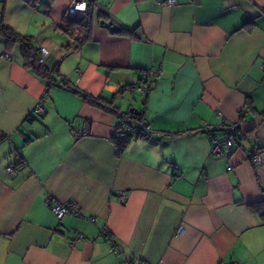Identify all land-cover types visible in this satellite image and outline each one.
I'll return each mask as SVG.
<instances>
[{"label":"crops","instance_id":"crops-1","mask_svg":"<svg viewBox=\"0 0 264 264\" xmlns=\"http://www.w3.org/2000/svg\"><path fill=\"white\" fill-rule=\"evenodd\" d=\"M71 1L0 0V21L58 71L48 84L0 38V264H264V0H94L89 37L66 49ZM58 81L138 111L151 132L119 149L123 119ZM237 123L239 144L211 156L205 127ZM69 200L83 217L51 211Z\"/></svg>","mask_w":264,"mask_h":264},{"label":"built area","instance_id":"built-area-1","mask_svg":"<svg viewBox=\"0 0 264 264\" xmlns=\"http://www.w3.org/2000/svg\"><path fill=\"white\" fill-rule=\"evenodd\" d=\"M26 1L32 2L33 0ZM160 3L165 6H171L176 3V0H161ZM94 6V0H72L65 14L69 18H81L85 21H88V19L93 15ZM47 53L48 49H46L45 47H42L37 51V59L41 64H45V56ZM4 56L8 57L7 54H4ZM262 66H264V63H262ZM158 73L159 67L155 66H152L145 71L143 76L144 81L137 85V89L140 93H145L148 89L154 86ZM242 111L245 112L246 108H243ZM43 112V98H39L33 107L32 114L36 116H41ZM240 126L241 125L239 123L233 125H225L222 127H210L209 125H207L205 129L207 132V136L210 140L209 154L213 157H228L231 154L232 148L239 144V140L243 136V133L239 131ZM220 129L222 130V134L218 136L215 134V131ZM115 131L118 137H125V135L127 134L131 135L132 137H138V135H141L142 133L151 132V126L145 119L139 121L138 123H133L130 119H123L119 123ZM75 134H79V132H75ZM2 136L3 135L0 132V138ZM245 152L248 160L252 164L261 163L262 155L259 148L252 147L250 149H246ZM14 170L15 167L13 165H8L6 167L7 174H10ZM120 199H124L123 193H120ZM50 209L57 218H61L67 214H73L78 217H83L82 209L76 202L72 200L65 202H57L53 204ZM89 218L92 220L91 217ZM101 235L107 238L111 247H115V243L112 241L109 231L107 229H102ZM82 237L83 235L81 233H75L74 237L68 240V244L73 245L77 240L81 239ZM232 264L238 263L233 262Z\"/></svg>","mask_w":264,"mask_h":264},{"label":"trees","instance_id":"trees-1","mask_svg":"<svg viewBox=\"0 0 264 264\" xmlns=\"http://www.w3.org/2000/svg\"><path fill=\"white\" fill-rule=\"evenodd\" d=\"M91 17L88 19V21H85L81 18H69L65 14L60 23L57 25V27L68 36V38L71 40L70 43L73 44V46L67 45L66 49H73L79 47L89 37L88 33ZM0 38L4 41L5 47L7 49H11L13 46H17L19 48V54L23 60L24 66L29 68L38 77L45 79L48 84L56 82L57 79L55 76L58 72L56 66H48L46 64H41L38 61V50L34 48L32 44V39L30 37L14 31L10 27L6 26L2 21H0ZM58 82L62 85L67 86L73 92L79 94L87 103L106 108L124 120L130 119L133 123H138L139 121L144 120L142 114L138 111L137 113L133 112L134 110L121 112L118 107L109 105L107 104V102L103 103L102 97L82 92L77 87H72L71 85L65 82ZM29 116L33 117L36 115L30 113ZM149 133L150 132H145L138 136L148 135ZM131 138L133 137L128 134L125 135V137H118L116 131L113 135V140L115 141L119 149H122Z\"/></svg>","mask_w":264,"mask_h":264},{"label":"water","instance_id":"water-1","mask_svg":"<svg viewBox=\"0 0 264 264\" xmlns=\"http://www.w3.org/2000/svg\"><path fill=\"white\" fill-rule=\"evenodd\" d=\"M100 24L105 26V27H108L112 32L119 30V26L116 25L115 23H113L112 21L100 20ZM130 111H132V110H130ZM133 112L137 113V111H133ZM256 122H257V119L254 121H251V122H246V123H244V125L242 127H243V129L252 127Z\"/></svg>","mask_w":264,"mask_h":264},{"label":"rangeland","instance_id":"rangeland-1","mask_svg":"<svg viewBox=\"0 0 264 264\" xmlns=\"http://www.w3.org/2000/svg\"><path fill=\"white\" fill-rule=\"evenodd\" d=\"M137 95H138V94H137V93H135V96H134V98H135L136 100H138V98H137ZM127 96H128V97H130V96H131V92H128Z\"/></svg>","mask_w":264,"mask_h":264}]
</instances>
